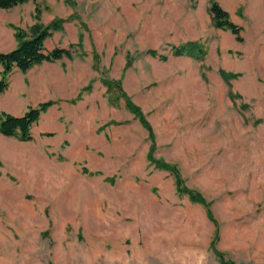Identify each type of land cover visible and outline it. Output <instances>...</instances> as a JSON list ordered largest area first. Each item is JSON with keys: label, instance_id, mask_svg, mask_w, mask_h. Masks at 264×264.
I'll return each instance as SVG.
<instances>
[{"label": "rangeland", "instance_id": "374dc122", "mask_svg": "<svg viewBox=\"0 0 264 264\" xmlns=\"http://www.w3.org/2000/svg\"><path fill=\"white\" fill-rule=\"evenodd\" d=\"M53 19L45 47L75 55L0 92V118L52 102L30 139L0 132V264H264V0H27L0 10V51Z\"/></svg>", "mask_w": 264, "mask_h": 264}, {"label": "trees", "instance_id": "16d2710c", "mask_svg": "<svg viewBox=\"0 0 264 264\" xmlns=\"http://www.w3.org/2000/svg\"><path fill=\"white\" fill-rule=\"evenodd\" d=\"M25 1L27 0H0V10L14 7ZM35 11L34 17L38 19L40 15L39 8ZM210 13L216 26L227 28L234 34L236 39H242L241 26L233 22L227 11L217 2L213 1L211 3ZM59 27L60 25L56 19H53L47 24H42L39 21H36V23L30 27L31 31L29 34H26L20 27L15 26L14 35L17 39L16 46L7 51H0V92L7 87L6 76L13 70V68L25 71L32 65L43 61L50 62L66 57L71 58L75 55L74 45L54 46L50 49L45 47V39L51 35L53 30H56ZM173 51L176 54H180L185 51L190 53L193 51L200 52L199 48H197L194 43L174 46ZM105 83L109 87H114L118 91L119 95L123 97L127 108L137 116L139 122L147 129L148 136L152 143L151 146H153L154 134L151 125L141 108L130 99L118 82L106 79ZM51 103L52 102L48 100L40 102L36 105H30L19 115L3 113L0 118V132L6 136L19 135L22 139H30L31 127L38 121L41 113L45 111ZM153 161L159 163V166L168 169L173 174L176 189L180 193L186 194L191 200L201 203L206 208L208 207V202L201 195V193L187 187L183 183L179 174V169L176 165L164 162L162 159ZM207 213L211 214L209 209H207ZM217 254L222 264H234L233 261L225 259L222 253L217 252Z\"/></svg>", "mask_w": 264, "mask_h": 264}, {"label": "crops", "instance_id": "0c3cea01", "mask_svg": "<svg viewBox=\"0 0 264 264\" xmlns=\"http://www.w3.org/2000/svg\"><path fill=\"white\" fill-rule=\"evenodd\" d=\"M2 10V9H1ZM1 51H6V50H1Z\"/></svg>", "mask_w": 264, "mask_h": 264}, {"label": "bare ground", "instance_id": "6f19581e", "mask_svg": "<svg viewBox=\"0 0 264 264\" xmlns=\"http://www.w3.org/2000/svg\"><path fill=\"white\" fill-rule=\"evenodd\" d=\"M35 163V162H34Z\"/></svg>", "mask_w": 264, "mask_h": 264}]
</instances>
